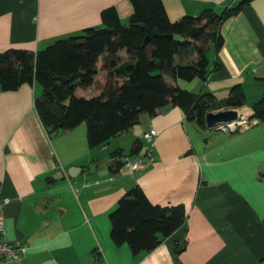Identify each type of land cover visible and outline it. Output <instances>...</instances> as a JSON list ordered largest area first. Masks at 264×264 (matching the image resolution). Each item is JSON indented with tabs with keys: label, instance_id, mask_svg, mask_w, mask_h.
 <instances>
[{
	"label": "crops",
	"instance_id": "1",
	"mask_svg": "<svg viewBox=\"0 0 264 264\" xmlns=\"http://www.w3.org/2000/svg\"><path fill=\"white\" fill-rule=\"evenodd\" d=\"M239 1L163 3L176 21ZM112 6L121 21H129L130 0H0V51H36L101 26L102 11ZM221 31L225 42L219 52H209L207 80L177 84L194 93L211 92L219 100L241 84L246 105L237 109L250 114L264 93V0L245 5ZM41 93L37 82L0 91V213L5 217L0 239L26 248L19 260L0 259V264H264V121L252 120L235 132L203 130L187 123L180 107L166 106L142 117L143 127L132 131L131 141L120 134L112 146L111 141L91 149L85 123L50 136L35 106ZM250 93L256 100L248 101ZM152 127L157 135L149 159L144 148L151 142L144 134ZM137 138L143 148L129 156L126 149L132 150ZM107 147L110 155L102 151ZM116 149L131 162L144 159L145 166L137 170L124 164L114 172L119 158L111 153ZM72 167L78 168L75 175L66 176ZM135 185L153 204H184L186 209L178 230L154 250L138 254L128 244L113 242L109 218ZM61 207L65 211L58 214ZM180 244L185 246L177 252Z\"/></svg>",
	"mask_w": 264,
	"mask_h": 264
},
{
	"label": "trees",
	"instance_id": "2",
	"mask_svg": "<svg viewBox=\"0 0 264 264\" xmlns=\"http://www.w3.org/2000/svg\"><path fill=\"white\" fill-rule=\"evenodd\" d=\"M251 1L241 0L220 11L206 8L197 16L172 21L163 0H130L133 13L128 25H123L116 7L106 8L101 26L87 27L36 51L19 47L0 51V91L40 83L43 92L35 106L44 128L51 134L50 129L72 130L85 123L91 149L130 132L143 113L154 116L166 106L180 107L187 123L207 130V113L246 105L243 86H233L229 96L219 100L211 92L184 89L177 81L207 80L209 52H219L225 42L223 23ZM95 84V96L79 94ZM251 108L248 121H264V93ZM142 148L137 138L130 154ZM124 156L122 149L111 153L112 158H119L114 172L124 166ZM109 218L113 242L128 244L138 254L154 250L178 230L186 209L184 204H153L142 187L135 185L120 198Z\"/></svg>",
	"mask_w": 264,
	"mask_h": 264
},
{
	"label": "built area",
	"instance_id": "3",
	"mask_svg": "<svg viewBox=\"0 0 264 264\" xmlns=\"http://www.w3.org/2000/svg\"><path fill=\"white\" fill-rule=\"evenodd\" d=\"M240 113L242 112L240 111ZM243 114L240 115V117L235 121L219 124L216 127V129L222 131L234 132L243 125H246V127H248V123L250 124V122L248 121L249 114H247V116H244ZM156 135H157V131L153 127L144 134L145 139L151 142L145 152V156H147L149 159H151L153 155L154 144L152 143V141L156 137ZM122 160L124 161V164H126L127 166H131V168L133 169L139 170L145 166L144 159L142 158L135 162H131L129 158L126 156L123 157ZM4 231H5V217L3 214L0 213V233H4ZM25 251L26 248L22 245L12 244L6 241H2L0 239V259L2 260H11V261L19 260L21 258V255Z\"/></svg>",
	"mask_w": 264,
	"mask_h": 264
},
{
	"label": "water",
	"instance_id": "4",
	"mask_svg": "<svg viewBox=\"0 0 264 264\" xmlns=\"http://www.w3.org/2000/svg\"><path fill=\"white\" fill-rule=\"evenodd\" d=\"M70 104V101L66 102V105L68 106ZM241 113L237 108H228V109H220L216 112H209L206 115V124L209 129H216V127L219 124L222 123H228L237 120L240 117ZM49 132H51L50 136L54 137L56 136L58 131H53V129H50ZM126 132L122 133L121 135H125ZM147 150V147L144 148V151ZM192 151H189V154H191ZM78 168L72 167L70 168L67 173H65L66 176H74L75 170ZM185 244H180L177 248V252H180Z\"/></svg>",
	"mask_w": 264,
	"mask_h": 264
},
{
	"label": "rangeland",
	"instance_id": "5",
	"mask_svg": "<svg viewBox=\"0 0 264 264\" xmlns=\"http://www.w3.org/2000/svg\"><path fill=\"white\" fill-rule=\"evenodd\" d=\"M122 23H123V25H128L129 24V21L127 20V21H122ZM44 47H41V49H43ZM180 82L181 83H183V80H180ZM39 85L40 86H42L40 83H39ZM98 86H97V84H95L94 86H92L91 88H89L88 90H85V92L83 93L86 97H91V96H95L96 94H97V91L95 90L96 88H97ZM42 92H43V87H42ZM99 93V92H98ZM42 94V93H41ZM254 94L255 93H250L249 95H248V101L249 102H252L253 100H256L255 98L257 97V96H254ZM220 109H228V108H220ZM220 109H216V110H213V112H216V111H218V110H220ZM239 111H241L242 113H241V115L243 114V112L245 111L244 109H238ZM246 113L245 114H243L244 116H247V114H248V110L247 111H245ZM142 117H148V114L147 113H143L142 115H141V118H140V121H139V123H137L135 126H133L132 127V129H131V132L129 133V134H127L126 136L124 135L122 138H124L126 141H131L132 140V138H134L133 136H132V131L134 130V131H140V129H142V127H143V122H142ZM244 126V125H243ZM134 128V129H133ZM112 141V142H111ZM109 142H111L110 144H111V146H112V143H114V138L113 139H111ZM132 148V147H131ZM109 150H111L110 149V147H107V148H105L104 150H102L103 151V153L105 154V155H107V154H109L110 155V151ZM127 150V154L129 155V156H131V154H130V151H131V149H129V148H127L126 149ZM109 152V153H108ZM106 158H108V157H106ZM53 196V195H52ZM71 204V203H70ZM69 206V205H68ZM68 208V207H67ZM58 210H64L65 211V209L64 208H58L57 209V212H58ZM58 214H59V212H58ZM69 214V213H68ZM67 214V215H68Z\"/></svg>",
	"mask_w": 264,
	"mask_h": 264
},
{
	"label": "bare ground",
	"instance_id": "6",
	"mask_svg": "<svg viewBox=\"0 0 264 264\" xmlns=\"http://www.w3.org/2000/svg\"><path fill=\"white\" fill-rule=\"evenodd\" d=\"M243 113H246L245 111Z\"/></svg>",
	"mask_w": 264,
	"mask_h": 264
}]
</instances>
